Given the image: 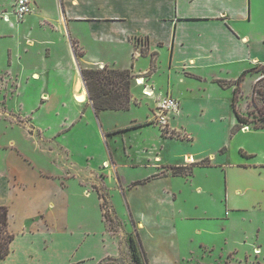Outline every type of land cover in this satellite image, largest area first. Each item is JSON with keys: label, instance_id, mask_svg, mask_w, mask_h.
Instances as JSON below:
<instances>
[{"label": "crops", "instance_id": "0c3cea01", "mask_svg": "<svg viewBox=\"0 0 264 264\" xmlns=\"http://www.w3.org/2000/svg\"><path fill=\"white\" fill-rule=\"evenodd\" d=\"M40 1L43 6L33 0L23 24H0V96L4 103L20 102L16 112L0 104V120L17 125L25 137L31 128L28 135L34 132L40 143L0 144V205L8 208L13 234L0 264H109L121 255L131 258L125 241L106 229L102 213L100 224L83 216L65 219L57 164L73 170L66 178L78 176L83 191L95 181L115 182L149 264L205 262L219 245L237 261L264 264V126L243 124L230 136L238 122L232 88L219 84L244 72L235 107L240 114L249 110L253 84L261 77L255 67L264 65V0ZM11 2L0 0V12ZM67 35L80 68L130 70L128 109L95 112ZM143 88L153 95H144ZM82 90L85 100L77 102L74 96ZM165 93L180 102L167 129L174 135L157 129L141 142L116 144L118 133L155 127L152 111L158 94ZM142 106L145 118L131 119L132 127L104 130L103 112ZM68 132L72 144L66 142ZM198 132L206 134V144L194 143ZM184 140L188 144H179ZM32 150L50 155L42 159L44 166L34 161ZM185 157L191 160L185 163ZM179 165H192L191 173L173 174L171 167Z\"/></svg>", "mask_w": 264, "mask_h": 264}, {"label": "rangeland", "instance_id": "374dc122", "mask_svg": "<svg viewBox=\"0 0 264 264\" xmlns=\"http://www.w3.org/2000/svg\"><path fill=\"white\" fill-rule=\"evenodd\" d=\"M5 1V0H3ZM36 1V5H41V1L40 0H35ZM43 6V5H41ZM46 7V6H44ZM10 7L8 6L6 9H2L0 12V24L1 23H5L8 24L7 22L10 21H5L2 19L1 14L3 11L9 12ZM30 13H28L27 15H29ZM24 17V19H22L20 22H14V17L13 15H10V20L15 23V25H21L23 24L26 16ZM23 27V25H22ZM68 37V35H67ZM255 71H257L258 73H260L261 77H259L255 83L253 84L252 87V98L248 99L249 102V110L246 113H243L242 115L245 116L249 122L248 124L250 125H261L264 124V65H257L255 67ZM239 76V75H238ZM243 77V76H242ZM236 79V78H235ZM234 79V80H235ZM242 79V78H241ZM241 81V80H240ZM224 85H221L222 87H231L232 88V97H233V88H234V84H230V81H225L222 82ZM244 89L246 90L247 88L244 87ZM242 94V93H241ZM3 96H0V104L2 105L3 108H6L8 111H12V112H16L17 108L19 106H17V103L19 105V101L17 102L16 100L14 101L13 99H9L6 103L3 102ZM239 100V98H238ZM238 100L236 101V104L238 102ZM231 103H232V99H231ZM236 106V105H235ZM145 107H131L129 110H124V111H107V112H103L102 113V122H103V126H104V130L106 126H115L117 124V130H121V129H126L129 127H132L130 125V121L131 119L138 118V119H144L145 118ZM13 119L15 121H17V123H21L22 122V118L19 116L13 117ZM126 125V126H123ZM157 129L159 130V128L157 126L152 127L151 129H147L145 127H143L140 130V133L134 134V132H125V133H118L115 135V143L116 144H126L128 140H131L132 138H137V142H141V140L143 138H146L147 136H150L149 134H156L157 133ZM32 129L29 127H26V131L29 134V132ZM238 130V129H237ZM236 130V131H237ZM168 131V130H167ZM166 130H163V132H165V134H169V135H174L173 132H167ZM235 131V132H236ZM234 132V133H235ZM31 133V132H30ZM223 131L222 128L219 129V133H216V137L218 140H221V137L223 135ZM26 135L27 137H25V135L23 134V132H21L20 128L14 124H11V122H7L6 120H0V144H10V140L14 141V144H27V146H32V144H40L38 143V141H36V136L34 135V132L32 133V136ZM141 134V135H140ZM199 135V137L194 141V143L196 144H206L205 142V138H206V134H200V132L197 133ZM233 134V132H232ZM230 132V136L232 135ZM179 135V134H177ZM66 142L68 144H72V141L75 140L72 136H70V133L68 132L66 135ZM156 136V135H154ZM153 136V137H154ZM102 138V137H101ZM80 141H83V143H86L88 141V139L86 138H82L79 137ZM154 141L156 140L153 139ZM244 140H247L246 138H244ZM102 144L104 143V140H102ZM156 142H158L156 140ZM175 144V143H173ZM179 144H188L187 140H184L183 142H179ZM32 157L34 158V161L41 164L42 166H44L43 164V160L44 158H50V155H41V153L39 154L38 151L35 152V150H32ZM59 156H55L52 157L53 159L56 158V163H61V160L58 159ZM55 160V159H54ZM59 160V162H58ZM185 160V158H184ZM81 162V161H80ZM79 162V163H80ZM189 161L185 160V163H188ZM45 168L49 167L48 170H53V163H49L46 162L45 163ZM59 164H57V173L63 175V178L60 179L63 180V192H64V198H63V212H64V217L65 219H67L70 222H77L80 217H87L89 218L92 222L100 224L99 219H100V213H102L103 216V220L105 222V227L106 229L112 233L113 235H115L120 241L121 243L123 242V240L125 241V243L128 245V239H129V235H132L135 239H137V232L136 230H133L130 228L131 226V222L129 221V214L127 211V207L125 204V198H123L122 193L119 191L118 188L113 187V185L115 184L114 181H112L110 178L107 180V178L105 179V183L106 186L108 188H110V191L108 190V188L104 185H102L99 181H95V186L92 185H87L86 186V190L83 191V185L81 182H79V177L78 176H70L68 178H66V176L69 175V173H67V171L69 170L70 173L73 171L70 168H62L61 170L58 168ZM80 167H82V165H80ZM84 167V165H83ZM72 170V171H71ZM102 171V169H101ZM183 173V172H182ZM103 175H105V172L103 171ZM98 182L99 185L96 183ZM95 188V190L93 189ZM112 188V189H111ZM87 191H89V193H87ZM145 193L147 194V190L144 189ZM87 194H85V193ZM97 196L99 197V199L97 198ZM100 205H99V204ZM84 208V211H80V207ZM116 212V213H115ZM224 217V215L222 216ZM122 219V221H121ZM126 224L128 225V227H124L126 226ZM215 227V225H214ZM237 228L239 230L240 226L237 224ZM231 231H233V229L230 227V230H228V234H225V237L227 235H229L231 233ZM262 236V234H260ZM218 239H221V235H217L216 236ZM222 242V241H221ZM224 243V241H223ZM213 247V246H211ZM224 246L223 245H219V247H213L210 251L213 255L210 256H206L203 261L205 262H198V263H208V264H258L257 259H252L251 260H246V261H237L234 257V255L231 256H227V252H225ZM254 252H259V250H254ZM131 257V256H130ZM131 259V260H130ZM129 259V257H124L123 255L110 259V260H106L109 264H134V261L132 260V257ZM144 264V262H143ZM181 264H197L196 262H192V263H181Z\"/></svg>", "mask_w": 264, "mask_h": 264}, {"label": "trees", "instance_id": "16d2710c", "mask_svg": "<svg viewBox=\"0 0 264 264\" xmlns=\"http://www.w3.org/2000/svg\"><path fill=\"white\" fill-rule=\"evenodd\" d=\"M154 67V60L151 62V69ZM81 75L85 81L89 98L95 112L101 109H128L130 105V79L132 74L129 69H116L108 66L104 67H89L82 66L80 68ZM244 72L230 81L234 84L232 107L235 111L238 122L232 126L230 132L234 133L241 128L243 124H248L249 120L240 114L235 107V103L241 96L240 80ZM219 84L224 85L219 82ZM254 127H263L261 125H253ZM172 173L190 174L192 165L172 166ZM13 234L8 230V208L6 205H0V256L4 257L9 251V242ZM140 239L137 236L135 239L129 235L128 248L131 253L134 264H149L146 261L145 253L140 245ZM204 264V263H197Z\"/></svg>", "mask_w": 264, "mask_h": 264}, {"label": "built area", "instance_id": "2783aa9c", "mask_svg": "<svg viewBox=\"0 0 264 264\" xmlns=\"http://www.w3.org/2000/svg\"><path fill=\"white\" fill-rule=\"evenodd\" d=\"M33 8V0H12L9 12L3 11L1 17L5 21H10V15H13L14 22H20L25 15L31 12ZM144 95L152 96L153 92L145 88L142 90ZM180 111V102L177 97L170 93L158 94L156 104L152 111L151 120L154 125L161 131L167 130L169 121ZM258 250V249H256Z\"/></svg>", "mask_w": 264, "mask_h": 264}, {"label": "water", "instance_id": "95a60500", "mask_svg": "<svg viewBox=\"0 0 264 264\" xmlns=\"http://www.w3.org/2000/svg\"><path fill=\"white\" fill-rule=\"evenodd\" d=\"M60 6H61V4H60ZM61 14L63 15V10H62V8H61ZM68 42H69L70 47H71V51H72V54H73V58H74L75 64H76L77 69H78V71H79L80 78H81V81H82V83H83L84 90H85V92H86V94H87V99L91 102V99L89 98V95H88V91H87V87H86L85 81H84V79H83V77H82V75H81V72H80V67H79V63H78V60H77V56H76V54H75V51H74V48H73V45H72V43H71V40H70L69 35H68Z\"/></svg>", "mask_w": 264, "mask_h": 264}, {"label": "bare ground", "instance_id": "6f19581e", "mask_svg": "<svg viewBox=\"0 0 264 264\" xmlns=\"http://www.w3.org/2000/svg\"><path fill=\"white\" fill-rule=\"evenodd\" d=\"M137 81H138V82H142L141 79H138ZM146 91H147V90H146ZM74 97H75V100H76L77 102H83V101L85 100V92H84V90H82L81 93H76ZM190 158H191V157H190ZM190 158L185 157V160H186V161H189V160H191Z\"/></svg>", "mask_w": 264, "mask_h": 264}]
</instances>
